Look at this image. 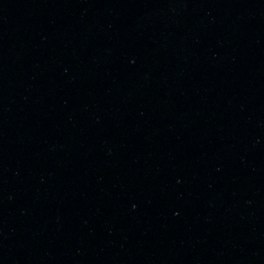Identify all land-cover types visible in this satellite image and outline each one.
Returning <instances> with one entry per match:
<instances>
[{
	"label": "water",
	"instance_id": "95a60500",
	"mask_svg": "<svg viewBox=\"0 0 264 264\" xmlns=\"http://www.w3.org/2000/svg\"><path fill=\"white\" fill-rule=\"evenodd\" d=\"M0 264H264V0H0Z\"/></svg>",
	"mask_w": 264,
	"mask_h": 264
}]
</instances>
